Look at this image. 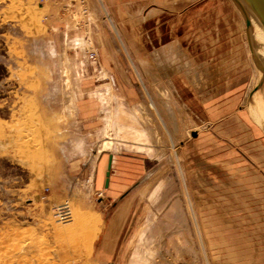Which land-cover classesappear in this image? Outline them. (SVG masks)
Segmentation results:
<instances>
[{"label": "rangeland", "instance_id": "rangeland-1", "mask_svg": "<svg viewBox=\"0 0 264 264\" xmlns=\"http://www.w3.org/2000/svg\"><path fill=\"white\" fill-rule=\"evenodd\" d=\"M152 1L144 26L104 0H0V264H264L244 20Z\"/></svg>", "mask_w": 264, "mask_h": 264}, {"label": "crops", "instance_id": "crops-1", "mask_svg": "<svg viewBox=\"0 0 264 264\" xmlns=\"http://www.w3.org/2000/svg\"><path fill=\"white\" fill-rule=\"evenodd\" d=\"M105 7L107 11L112 15V17L116 19H120V13L125 12L129 18L139 17L142 14L145 15V25L149 22L152 24V19H156L161 21V19L157 18L158 14L167 13V11H162L163 7L159 6L156 2L152 0H104ZM162 1V0H161ZM152 29V28H150ZM64 35V34H63ZM105 181V171H104V179ZM104 186V185H103Z\"/></svg>", "mask_w": 264, "mask_h": 264}, {"label": "water", "instance_id": "water-1", "mask_svg": "<svg viewBox=\"0 0 264 264\" xmlns=\"http://www.w3.org/2000/svg\"><path fill=\"white\" fill-rule=\"evenodd\" d=\"M231 1L234 3V5L238 9V11L240 12V14L244 20L245 33H246V37H247V40L249 43V47H250L253 58L256 59V57L253 53V49L251 47V43H250V40H251L250 39L251 38L250 37L251 24H250L249 13L254 18H256L260 21V23L262 24L263 29H264V0H231ZM258 66H259L260 70H262L264 72V70L262 69L259 62H258ZM112 162H113V155H109L108 159H107V167H106V171H105V181H104V187L105 188H108V186H109Z\"/></svg>", "mask_w": 264, "mask_h": 264}, {"label": "bare ground", "instance_id": "bare-ground-1", "mask_svg": "<svg viewBox=\"0 0 264 264\" xmlns=\"http://www.w3.org/2000/svg\"><path fill=\"white\" fill-rule=\"evenodd\" d=\"M249 18H250V24H251V28H250L251 47L253 49V53L257 61L260 63L262 69L264 70V29L260 21L254 18L250 13H249ZM260 75H261V78H263L264 80V72L262 70H260ZM258 98H257V92H255L252 95V104L254 102L255 106L251 107L252 113H253V114L251 113V115L255 116L253 119L256 118L258 121H261V117L259 116V114L257 113L255 109L256 105L260 101V97Z\"/></svg>", "mask_w": 264, "mask_h": 264}, {"label": "built area", "instance_id": "built-area-1", "mask_svg": "<svg viewBox=\"0 0 264 264\" xmlns=\"http://www.w3.org/2000/svg\"><path fill=\"white\" fill-rule=\"evenodd\" d=\"M90 59H94V55L90 54ZM71 210L67 203H64L56 208L55 217L58 221H65L67 218H70Z\"/></svg>", "mask_w": 264, "mask_h": 264}]
</instances>
